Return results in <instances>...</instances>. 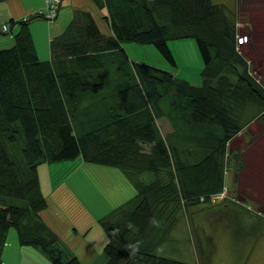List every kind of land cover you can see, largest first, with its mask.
Listing matches in <instances>:
<instances>
[{
	"label": "trees",
	"instance_id": "obj_1",
	"mask_svg": "<svg viewBox=\"0 0 264 264\" xmlns=\"http://www.w3.org/2000/svg\"><path fill=\"white\" fill-rule=\"evenodd\" d=\"M92 1L108 15L75 9L49 41L55 68L38 58L29 29L43 16L8 21L18 29L13 44L0 48V263L13 229L19 244L33 246L49 264H82L65 257L42 218L48 202L38 177L41 162L80 157L117 168L135 188L97 219L107 237L105 264H202L199 255L185 261L156 249L181 209L213 203L210 195L225 187L228 140L252 119H264V85L236 49L244 12L229 13L212 0ZM98 18L109 20L112 33L99 28ZM182 38H192L202 57L197 83L129 59L120 46L151 43L175 64L167 41ZM92 93L96 98L86 103ZM159 117L172 125L164 135Z\"/></svg>",
	"mask_w": 264,
	"mask_h": 264
},
{
	"label": "crops",
	"instance_id": "obj_2",
	"mask_svg": "<svg viewBox=\"0 0 264 264\" xmlns=\"http://www.w3.org/2000/svg\"><path fill=\"white\" fill-rule=\"evenodd\" d=\"M212 1L223 3L224 5L231 3L235 6V10L246 9V7L241 4H247L252 7V17H250V19L247 18L249 22L247 21L245 23V31L241 32L244 28H242L240 22H236V37L238 34L246 35L247 39L245 42L243 41L241 45L247 42L249 56L254 55L256 52L258 55L264 57V0ZM44 3V0L0 1V48H6L13 44V34L18 29L17 23L10 24L6 31L1 30V25L4 23L8 24L10 19L16 21L36 13L44 6ZM79 8L89 9L93 15L95 13L99 15H108L105 8L98 9L92 0H61L59 12L55 18L49 20L41 16L35 17L47 21L44 26L41 27L33 24L35 22L34 18L29 22V29L38 58L40 60H50L53 68L58 65L59 61L51 60L49 41L67 28L72 18L73 11ZM254 8L255 15L252 14ZM107 20L98 18V26L102 31L110 34L112 30L109 20ZM254 24H256V26H254ZM182 39H186L185 43L191 42L189 38ZM123 44L122 42L120 46L125 53L128 54L127 50L128 48L131 49L132 45L129 44L127 48L123 46ZM241 45H238V49L236 45L238 52L240 51ZM187 47H190V45H187ZM246 61L249 65V71L253 70L254 68L251 62L247 58ZM199 72L197 73V76H199L198 81H200ZM111 78V74H109L107 80ZM113 86L114 82L106 83V91H110L109 89ZM95 98L96 94L92 93V96L86 97V103ZM104 105L103 101H100V111L105 109ZM158 119L167 121V124L163 125V127L165 126V133L172 130L169 121L165 119V117L155 118V122ZM255 124H257L256 119H252L232 136L226 144V151H229L230 148V150L234 151V155L239 154L240 158H243L240 167L232 169V175L234 177L229 175L225 177V182L228 183L229 187L233 183L232 181L235 182L238 179H240V182L244 180L249 189V185L256 182L255 176L249 175L246 178L249 174L246 173V171H249L250 168L248 164L254 161L253 159H258L261 156H256L255 153L260 152V149L263 148V144H258L257 142L253 144V140L246 138L247 136L243 133L245 131L248 136H251V134L254 135L252 127ZM165 133L162 134L164 135ZM238 136L243 137L241 142L244 144L240 146V143H236L232 148V146H230L231 142L233 143L234 138ZM249 141H251L250 144ZM81 162H83L86 167L84 172L79 170L77 178H72V174L70 173L67 178H64L60 182L66 185V193L59 192L57 186L54 185V183L51 184L49 180L52 198L46 196L48 204L42 210L41 216L48 226L57 234L59 238V247L62 249L65 257L76 256L82 264H105L107 258L103 252V246L107 237L97 219L116 204L132 196L135 193V188L125 175L115 167L89 163L82 159ZM232 167H234V165ZM48 168H39L38 173L43 170L46 174V178H49L50 171ZM145 176L149 177V175ZM97 183L101 184L104 188L110 186L111 189L96 192ZM53 196L58 197L53 199ZM112 196L116 201L114 205L112 202V204H110L108 201ZM244 202L245 203L242 205H235L223 201L212 204L200 202L193 204L189 203V205H186L185 211L181 209L180 216L166 239L167 242L177 244L180 237H182L185 243H187V248L190 243V246L195 249L196 253L199 251L202 264H226L227 261L233 264H248V262H245L246 259L244 258L236 259L234 262L237 253L243 254L244 244L236 241L231 227L234 224L239 227L253 225V221L247 222L243 215L261 221V219L264 218V198L259 199V202H257L254 200L252 194H248L244 197ZM166 240L164 241L165 243L163 242L164 244L167 243ZM163 243L156 249L158 254L182 259L177 256V254H179L177 252L171 251L168 253L163 250L161 252L158 251L162 248ZM214 248L224 249L228 252L229 256L226 258L223 253L221 254L215 251ZM40 254L41 253L31 245L19 244L15 231L9 229L0 264H49L47 259L37 258L40 257ZM263 255L264 248L258 247L256 251L251 253L249 258L256 260L258 264H264Z\"/></svg>",
	"mask_w": 264,
	"mask_h": 264
},
{
	"label": "rangeland",
	"instance_id": "obj_3",
	"mask_svg": "<svg viewBox=\"0 0 264 264\" xmlns=\"http://www.w3.org/2000/svg\"><path fill=\"white\" fill-rule=\"evenodd\" d=\"M246 7V9H238V11L244 12L243 14L239 15L241 16L239 21L240 25H242L241 32L245 31V23L252 17L251 15V6H248L247 4H241ZM227 12L231 13L235 11V6L231 3H228L225 5ZM249 8V9H248ZM255 8L252 11V14L255 15L254 13ZM33 15V14H32ZM35 22L33 24L37 26H44L45 20H42L41 18H34ZM243 24H242V23ZM32 24V25H33ZM238 25V26H240ZM256 26V24H254ZM240 35V34H239ZM186 39L182 40H168V46L170 50L173 53L174 59L176 64H171L168 60H166L162 54L156 49V47L151 44V43H137V42H123V46L128 48V45H132V48H128V56L129 59L135 58V59H140L146 62H149L151 64H154L156 66L168 69V70H173L176 72L177 76L186 80H189L192 83H197L199 82V76H197V73L201 69L203 65V60L202 57L199 53L198 47L193 39L189 40L191 41L190 43H185ZM245 42V41H244ZM242 43H240L241 45ZM187 45H190V47H187ZM264 46V42H263ZM240 53L244 54L245 58H247L251 64L253 65V74L257 76L261 80V82L264 85V57L258 55L256 52L254 55H248V48H247V42L243 45L240 46L239 49ZM245 51V52H244ZM242 54V55H243ZM248 55V56H247ZM166 119V118H165ZM257 124H255L252 129L254 131V135L251 134V136H248L246 132L244 131L243 133L247 136L246 138H250L253 140V144L256 142L258 144H263V148L260 149V152H256L255 155L259 156L261 155L258 159H253L254 161L250 162L248 165L250 166L249 171H246V173H249L246 178L251 175L256 177V182L252 183L249 185L250 189L248 188V185L245 184L244 180L240 182V179L236 180L235 182L232 181L233 183L228 185V183L225 182L226 188V197H229L228 199L218 198L217 200L212 201L213 203L217 202H230L232 204H238L242 205L244 204V197L247 196L248 194H252L254 196V200L259 202V199L264 198V119H256ZM158 127L160 128L161 133H165V126L163 125L167 124V121L162 119V120H157L156 121ZM171 125V124H170ZM172 127V125H171ZM241 140H243V137H235L234 142H231L232 148L236 143H240V146L242 144ZM251 141H249V144ZM244 144V143H243ZM242 144V145H243ZM144 148H148L146 145H143ZM226 168L224 175L233 176L232 175V169H235L236 167L239 168L240 165L242 164L241 161L243 158H240L239 154L234 155V151L227 150L226 151ZM250 153V152H249ZM237 159L240 161V164L237 165ZM48 165V166H47ZM234 165V167H232ZM48 168L50 171V176L49 178H46V174L41 170L38 173L39 181H40V188L41 191L45 194V196H48L49 198H52L51 195V189L49 188V180L50 183L57 186L59 192H64L66 193L67 190L65 188V184L60 183L64 178H67L68 175L71 173L72 178H77V174L79 173V170H86L85 164L81 162L80 157H74L72 159H63V160H57V161H52L47 164L46 162H41L38 164V169L39 168ZM253 171V173H252ZM90 177V176H89ZM234 177V176H233ZM60 183V184H59ZM96 192L97 191H103V190H109L111 189L110 186L107 188H104L101 184L97 183L96 184ZM230 188V189H229ZM58 196H53V199H55ZM5 201H9L8 199H3ZM221 200V201H220ZM109 203L113 205L115 204V199L113 196L108 199ZM112 202V203H111ZM246 219L247 222L253 221V225H249L248 227H239L238 225L234 224L231 227V231L236 239V241H239L240 243L244 244V252L243 254H236V257L234 259V262L236 259L244 258L246 259L245 262H248V264H258L256 260H253L249 258L251 256V253L256 251L258 247L264 248V218L261 219V221L254 220L253 218L243 215ZM172 249V250H171ZM165 251L170 253L171 251L177 252V256L182 258L181 260H193L194 262L198 261V255L199 251H195L193 247L190 246L187 248V243H185L184 239L180 237L178 240L177 244H171V243H166L163 244L162 248H160L158 251ZM215 251L220 252L221 254L223 253L224 256L227 258L229 256L228 252H226L224 249H218L214 248ZM157 251V250H156ZM194 252V253H193ZM247 254V255H246ZM194 256V257H193ZM38 259H46V257L43 254H40V257H37ZM264 258V255H263ZM226 264H233L230 261H227Z\"/></svg>",
	"mask_w": 264,
	"mask_h": 264
},
{
	"label": "built area",
	"instance_id": "obj_4",
	"mask_svg": "<svg viewBox=\"0 0 264 264\" xmlns=\"http://www.w3.org/2000/svg\"><path fill=\"white\" fill-rule=\"evenodd\" d=\"M44 2V6L41 7L37 12L47 19L54 18L58 14L60 0H44ZM2 29L6 30L7 25L3 24ZM243 40H246V36L243 35L242 37L239 35L237 42L241 43ZM224 197H226L225 187L220 192L213 193L210 195V199L212 201L217 200L218 198L222 199ZM202 198L203 197L201 196V199Z\"/></svg>",
	"mask_w": 264,
	"mask_h": 264
},
{
	"label": "clouds",
	"instance_id": "obj_5",
	"mask_svg": "<svg viewBox=\"0 0 264 264\" xmlns=\"http://www.w3.org/2000/svg\"><path fill=\"white\" fill-rule=\"evenodd\" d=\"M238 35H239V34H238ZM238 35H237V36H238ZM241 35H242V34H240V36H241Z\"/></svg>",
	"mask_w": 264,
	"mask_h": 264
}]
</instances>
